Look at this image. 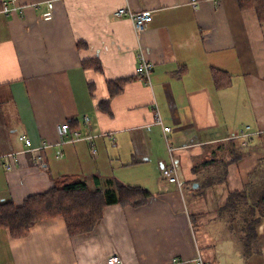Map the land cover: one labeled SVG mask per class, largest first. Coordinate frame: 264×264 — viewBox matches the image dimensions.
Returning a JSON list of instances; mask_svg holds the SVG:
<instances>
[{"label": "crops", "instance_id": "1", "mask_svg": "<svg viewBox=\"0 0 264 264\" xmlns=\"http://www.w3.org/2000/svg\"><path fill=\"white\" fill-rule=\"evenodd\" d=\"M47 1L17 0L22 12L8 13L0 2V155L16 153L9 170L0 158V199L20 205L61 176L150 195L106 205L88 233L70 234L62 217L18 238L0 227V264H106L110 254L121 264H264V215L245 250L220 211L264 166L256 10L238 0H55L43 19ZM121 6L152 19L137 33L113 14ZM139 51L153 63L150 85L134 72ZM65 122L82 138L59 144ZM20 135L47 147L27 151ZM171 164L181 188L161 176Z\"/></svg>", "mask_w": 264, "mask_h": 264}, {"label": "trees", "instance_id": "2", "mask_svg": "<svg viewBox=\"0 0 264 264\" xmlns=\"http://www.w3.org/2000/svg\"><path fill=\"white\" fill-rule=\"evenodd\" d=\"M238 1L242 8H254L258 19L264 21V0ZM250 187L252 180L247 189L230 191L226 203L220 208L221 212L228 213L229 228L238 235L245 250L252 247L256 225L264 215V177L259 192H250ZM149 195L148 190L139 186L117 183L104 189L97 186L91 188L84 180L61 176L54 180L51 188L29 195L20 205L0 199V227L5 228L11 237L18 238L25 236L30 227L40 220L62 217L70 234L88 233L101 219L106 205L121 203L138 206Z\"/></svg>", "mask_w": 264, "mask_h": 264}, {"label": "built area", "instance_id": "3", "mask_svg": "<svg viewBox=\"0 0 264 264\" xmlns=\"http://www.w3.org/2000/svg\"><path fill=\"white\" fill-rule=\"evenodd\" d=\"M55 0H49L47 1V7L48 9L42 14L43 19H51L53 16V6H54ZM2 8L1 10L4 13L13 12V11H19L22 12L23 6L19 5L17 3V0H0ZM198 0H191V3L196 4ZM113 14L115 16H127L137 33L143 31L147 25V23L152 19V16L148 10H140V11H133L127 6H121L118 7L113 11ZM153 69V63L149 60H147L143 54L142 51H139L137 53V64L135 66V75L138 79L143 81L145 84L150 85L151 81V71ZM155 122L162 124V120L159 116V113L155 111ZM164 131L169 130L168 126L163 127ZM57 131L60 136L59 144L64 143L66 141H72L76 139L82 138L80 135H78L77 131L71 130V127L68 122L59 124L57 126ZM240 136L245 137L247 135V132L240 131ZM70 136V137H69ZM20 140H23L26 145H28L27 151L36 153L37 150L47 147V144L42 143L39 146H33L31 144V140L24 135L19 136ZM172 150V147L169 146V151ZM14 152L7 153L5 155H0V158H6L5 162L3 163V167L6 170H9L13 168V160L15 158ZM60 155V153H59ZM35 161H39L41 159L38 154H34ZM161 176L164 180L175 183L179 188L182 187L183 181L178 177L177 170L173 164L171 165H165L161 169ZM106 264H121V257L117 254H110L105 259Z\"/></svg>", "mask_w": 264, "mask_h": 264}, {"label": "rangeland", "instance_id": "4", "mask_svg": "<svg viewBox=\"0 0 264 264\" xmlns=\"http://www.w3.org/2000/svg\"><path fill=\"white\" fill-rule=\"evenodd\" d=\"M264 177V166H262L259 170L256 171V173L252 176V187H250V192L257 193L259 192V188L261 187V183L263 181ZM238 221H240V217L238 216ZM239 235H242V233H239Z\"/></svg>", "mask_w": 264, "mask_h": 264}, {"label": "water", "instance_id": "5", "mask_svg": "<svg viewBox=\"0 0 264 264\" xmlns=\"http://www.w3.org/2000/svg\"><path fill=\"white\" fill-rule=\"evenodd\" d=\"M195 186V185H194Z\"/></svg>", "mask_w": 264, "mask_h": 264}]
</instances>
